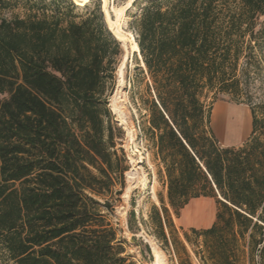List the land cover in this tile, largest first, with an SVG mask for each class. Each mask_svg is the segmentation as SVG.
I'll use <instances>...</instances> for the list:
<instances>
[{
	"label": "trees",
	"instance_id": "1",
	"mask_svg": "<svg viewBox=\"0 0 264 264\" xmlns=\"http://www.w3.org/2000/svg\"><path fill=\"white\" fill-rule=\"evenodd\" d=\"M143 2L131 24L148 78L140 99L169 206L159 195L148 226L187 259L189 232L204 239L213 264L263 254L264 120L240 103L251 107L252 135L222 147L204 98H242L250 69L263 74L264 0L134 6ZM21 4L26 12L14 14ZM76 8L72 0H0V264H135L105 215L129 170L109 109L124 51L101 8L84 16ZM200 198L216 200V222L181 240L171 210L179 218ZM129 228L140 232L134 212Z\"/></svg>",
	"mask_w": 264,
	"mask_h": 264
},
{
	"label": "rangeland",
	"instance_id": "2",
	"mask_svg": "<svg viewBox=\"0 0 264 264\" xmlns=\"http://www.w3.org/2000/svg\"><path fill=\"white\" fill-rule=\"evenodd\" d=\"M72 1L77 6L75 14L79 16L101 8L109 30L122 44L124 51L116 72L115 90L109 98V109L114 122L124 134L123 139L119 142L126 155L129 170L125 174V188L122 196L115 198L111 210L105 209L108 221L116 230L118 245L124 248L123 256L128 257L130 262L135 264H154L156 251L162 257V261L164 260L163 264H180L181 262L183 264H213L208 260V253L204 249V239L192 236L189 231L191 229L205 230L212 227L216 222L218 210L215 199L200 198L191 201L181 211L179 218L171 210L179 238L184 240L185 232H189L191 235L194 245L186 243L189 259L182 252L175 255L171 248H165L153 236L148 226L152 208L161 207L159 195L165 198L167 204V191L160 179L155 151L146 133L147 122L140 98L145 94L148 78L141 72L144 69V64L140 54L135 53V34L131 26L136 17L140 15L145 2L134 6V2L137 0ZM25 12L26 7L21 4L15 9L14 14L22 16ZM260 22L264 23V17ZM246 60L242 59L239 74H242ZM245 80L246 83L244 82L242 85L244 95L239 99L226 93L216 94V92L209 91L205 93L206 105L212 106V125L213 116L220 106L227 110L236 109L242 114L246 111L249 116H251V107H253L256 109L257 117L264 120V72L260 74L250 69V75L245 77ZM240 103L250 104L251 107ZM220 111L222 114L224 113V110ZM216 117L220 119L222 116H218L216 113L215 119ZM237 118L240 119V117ZM258 134L264 140V135L261 132ZM217 138L223 146L220 137ZM116 190H121V188L117 187ZM131 212L135 213L140 228L138 233L132 232L129 228ZM230 257L233 258L234 264H264V253L261 254L260 250L252 256H250L249 250H246L245 254L239 252L236 256L231 255Z\"/></svg>",
	"mask_w": 264,
	"mask_h": 264
},
{
	"label": "crops",
	"instance_id": "3",
	"mask_svg": "<svg viewBox=\"0 0 264 264\" xmlns=\"http://www.w3.org/2000/svg\"><path fill=\"white\" fill-rule=\"evenodd\" d=\"M225 109L226 108H224L223 106H220L215 112V115L216 113H218V116L219 115L222 116L221 123L215 121V115L213 116V125L211 121V128L213 131V135L216 138V140L218 139L217 137H220L224 145L222 146L220 142L218 140L217 141L222 147H227V148L241 147L250 139L252 135V131H253L252 112H251V116H249L246 113V111L242 114L233 108L228 110L226 109V111ZM220 110H224V113L222 114ZM237 117H240V119H238Z\"/></svg>",
	"mask_w": 264,
	"mask_h": 264
},
{
	"label": "bare ground",
	"instance_id": "4",
	"mask_svg": "<svg viewBox=\"0 0 264 264\" xmlns=\"http://www.w3.org/2000/svg\"><path fill=\"white\" fill-rule=\"evenodd\" d=\"M122 75V74H121ZM228 118V117H227ZM233 118V117H232ZM217 122H219V123H221V121H222V117L219 119L218 117H216V119H215ZM219 120V121H218ZM225 120H226V118H225ZM231 120H233V119H231ZM226 122V121H225ZM236 122V121H235ZM223 123H224V121H223ZM234 123V122H233ZM238 123V122H237ZM224 127V126H223ZM226 127V126H225ZM155 262H154V264H163V261H162V257L160 256V254L158 253V252H156L155 251Z\"/></svg>",
	"mask_w": 264,
	"mask_h": 264
},
{
	"label": "water",
	"instance_id": "5",
	"mask_svg": "<svg viewBox=\"0 0 264 264\" xmlns=\"http://www.w3.org/2000/svg\"><path fill=\"white\" fill-rule=\"evenodd\" d=\"M134 53V52H133Z\"/></svg>",
	"mask_w": 264,
	"mask_h": 264
}]
</instances>
